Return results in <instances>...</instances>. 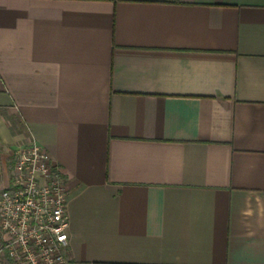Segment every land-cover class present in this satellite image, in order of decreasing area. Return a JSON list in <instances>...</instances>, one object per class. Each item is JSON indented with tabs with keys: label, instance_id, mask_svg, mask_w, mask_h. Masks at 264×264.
Wrapping results in <instances>:
<instances>
[{
	"label": "crops",
	"instance_id": "0c3cea01",
	"mask_svg": "<svg viewBox=\"0 0 264 264\" xmlns=\"http://www.w3.org/2000/svg\"><path fill=\"white\" fill-rule=\"evenodd\" d=\"M23 138L68 264H264V0H0V190Z\"/></svg>",
	"mask_w": 264,
	"mask_h": 264
},
{
	"label": "built area",
	"instance_id": "2783aa9c",
	"mask_svg": "<svg viewBox=\"0 0 264 264\" xmlns=\"http://www.w3.org/2000/svg\"><path fill=\"white\" fill-rule=\"evenodd\" d=\"M67 190L60 169L33 139L14 153L0 190V258L12 264H68Z\"/></svg>",
	"mask_w": 264,
	"mask_h": 264
},
{
	"label": "rangeland",
	"instance_id": "374dc122",
	"mask_svg": "<svg viewBox=\"0 0 264 264\" xmlns=\"http://www.w3.org/2000/svg\"><path fill=\"white\" fill-rule=\"evenodd\" d=\"M12 126H13V125H12ZM10 129H11V131L13 130V131H15V132H23V131H21V127H19V126H14V128H12V127L10 126ZM28 140H29V139H27V138H23V141H24V142H21V143H19V144H15L13 147H11V148L6 152V153H7V155H6V164H7V169H8L9 175H10V166H11V163H12V161H13L15 151H16L18 148H20V147H22L23 145H25V144L28 142Z\"/></svg>",
	"mask_w": 264,
	"mask_h": 264
}]
</instances>
